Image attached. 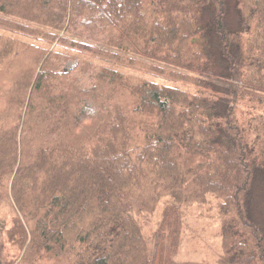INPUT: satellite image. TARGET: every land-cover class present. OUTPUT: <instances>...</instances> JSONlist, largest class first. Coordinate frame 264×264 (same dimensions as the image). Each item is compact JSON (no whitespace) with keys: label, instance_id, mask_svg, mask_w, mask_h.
I'll return each instance as SVG.
<instances>
[{"label":"trees","instance_id":"1","mask_svg":"<svg viewBox=\"0 0 264 264\" xmlns=\"http://www.w3.org/2000/svg\"><path fill=\"white\" fill-rule=\"evenodd\" d=\"M0 264H264V0H0Z\"/></svg>","mask_w":264,"mask_h":264},{"label":"rangeland","instance_id":"2","mask_svg":"<svg viewBox=\"0 0 264 264\" xmlns=\"http://www.w3.org/2000/svg\"><path fill=\"white\" fill-rule=\"evenodd\" d=\"M74 65L70 63V67ZM165 201V200H164ZM163 202V201H162ZM161 204L154 213L157 219L161 212ZM185 221L187 227L183 230L181 241V255L184 260H210L211 254L219 249V227L208 206H191ZM151 224L146 225L145 234H148Z\"/></svg>","mask_w":264,"mask_h":264}]
</instances>
